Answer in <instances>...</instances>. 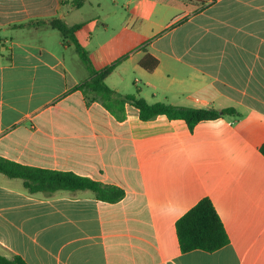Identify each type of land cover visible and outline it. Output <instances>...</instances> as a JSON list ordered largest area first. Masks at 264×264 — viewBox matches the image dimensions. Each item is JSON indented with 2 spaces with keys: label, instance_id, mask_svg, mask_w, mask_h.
Here are the masks:
<instances>
[{
  "label": "crops",
  "instance_id": "obj_1",
  "mask_svg": "<svg viewBox=\"0 0 264 264\" xmlns=\"http://www.w3.org/2000/svg\"><path fill=\"white\" fill-rule=\"evenodd\" d=\"M0 0V156L124 191L29 193L0 173V254L26 264H264V0ZM94 73L122 98L233 109L191 129L142 121L76 87ZM158 61L151 72L144 55ZM229 242L182 253L176 221L200 199Z\"/></svg>",
  "mask_w": 264,
  "mask_h": 264
},
{
  "label": "trees",
  "instance_id": "obj_2",
  "mask_svg": "<svg viewBox=\"0 0 264 264\" xmlns=\"http://www.w3.org/2000/svg\"><path fill=\"white\" fill-rule=\"evenodd\" d=\"M86 1L88 0H72L70 5L74 8H79ZM50 26L56 29L62 37L70 38L78 57L90 72V79L74 88V90L80 89L85 93L95 94L106 107H109V102L117 104L128 102L138 110L139 118L142 121L163 115L170 120H183L190 129L200 121L216 119L221 114L234 112L233 109L216 111L213 109L176 107L165 103L148 104L143 99L117 96L105 84V79L113 70L114 65L108 66L99 73H94L86 50L75 37V32L81 29L82 25L78 24L68 27L62 21L53 20ZM139 65L146 71L151 72L158 65V61L146 54L140 59ZM259 152L264 157V143L259 147ZM0 173L9 178L21 179L24 188L29 193L41 192L49 195L58 190H89L93 193L95 199L108 203L118 202L124 197V191L117 186L103 185L72 172L51 171L24 166L1 156ZM175 232L178 246L182 253L192 250H202L211 253L224 247L229 242L224 225L211 200L207 197L200 199L176 221ZM0 264L26 263L18 256L8 259L0 254Z\"/></svg>",
  "mask_w": 264,
  "mask_h": 264
},
{
  "label": "rangeland",
  "instance_id": "obj_3",
  "mask_svg": "<svg viewBox=\"0 0 264 264\" xmlns=\"http://www.w3.org/2000/svg\"><path fill=\"white\" fill-rule=\"evenodd\" d=\"M121 6H123V0L121 1Z\"/></svg>",
  "mask_w": 264,
  "mask_h": 264
}]
</instances>
